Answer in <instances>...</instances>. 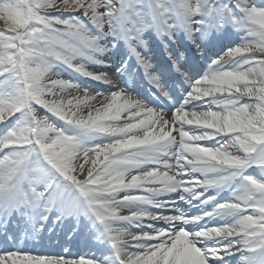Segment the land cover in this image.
<instances>
[{"label":"snow or ice","instance_id":"obj_1","mask_svg":"<svg viewBox=\"0 0 264 264\" xmlns=\"http://www.w3.org/2000/svg\"><path fill=\"white\" fill-rule=\"evenodd\" d=\"M0 22V264H264V0H0Z\"/></svg>","mask_w":264,"mask_h":264},{"label":"bare ground","instance_id":"obj_2","mask_svg":"<svg viewBox=\"0 0 264 264\" xmlns=\"http://www.w3.org/2000/svg\"><path fill=\"white\" fill-rule=\"evenodd\" d=\"M150 47H151V53H153L155 51V53H153L154 55H150L151 56V59L153 61V65H155V63L157 64V66H161L163 64H166V60L167 58L165 57V60L164 58H162V56L160 55L159 51H157L156 48L160 47L156 44V42L153 40L151 43H150ZM153 48V49H152ZM162 49V47H160ZM163 50V49H162ZM210 51V50H209ZM211 52V51H210ZM208 54H204L203 56H200L199 60L200 59H206V57H208ZM192 54L190 53L189 54V57L191 56ZM87 65L90 66V68L94 69L95 72H103L104 69L102 68H99L97 66H94L92 64H89V63H86ZM85 64V66L87 67V65ZM195 66L200 70V71H203L202 67H200V64H195ZM206 68V67H205ZM67 76V75H65ZM68 77V76H67ZM57 78V77H56ZM67 79V78H65ZM126 83H127V78H126ZM135 84H136V87L139 90H146L147 89V84L146 85H143V81H142V78H141V74L140 76H138L136 78V81H135ZM122 214H127L126 210H122ZM61 242H67L68 243V246L70 245V248L71 250H74V247L73 246H78L80 248V252L81 254H86V255H91L93 256V254L95 253L96 255H100L101 254V251H102V248L96 244L93 243V240H94V237L92 238H89V239H84V237H80L78 238L77 240L75 241H72V240H68V237L69 236H65L63 233H59L58 234ZM57 239V238H56ZM30 240H34V239H30ZM72 243V244H71ZM84 247V248H82ZM56 252H59V250L57 249ZM73 252V251H72ZM79 252V253H80ZM73 254V253H72ZM104 255H106V253H104ZM74 256V255H73Z\"/></svg>","mask_w":264,"mask_h":264},{"label":"rangeland","instance_id":"obj_3","mask_svg":"<svg viewBox=\"0 0 264 264\" xmlns=\"http://www.w3.org/2000/svg\"><path fill=\"white\" fill-rule=\"evenodd\" d=\"M0 27H2V22H0ZM210 56H211V55H210ZM81 61L85 62L84 60H81ZM81 61H78V62H81ZM83 62H82V63H83ZM87 68H88V70H90L89 67H87ZM90 71H94V72H95L94 69H91ZM52 78L55 79L56 77L53 76ZM63 78H68V77H67V76H63ZM73 95H75V93H73Z\"/></svg>","mask_w":264,"mask_h":264}]
</instances>
